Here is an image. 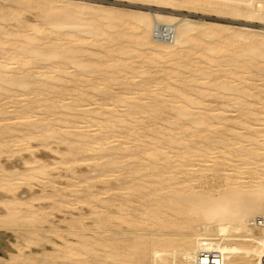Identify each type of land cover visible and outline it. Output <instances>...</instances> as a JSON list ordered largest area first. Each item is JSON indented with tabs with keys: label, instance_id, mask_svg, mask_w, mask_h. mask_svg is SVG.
Instances as JSON below:
<instances>
[{
	"label": "bare ground",
	"instance_id": "6f19581e",
	"mask_svg": "<svg viewBox=\"0 0 264 264\" xmlns=\"http://www.w3.org/2000/svg\"><path fill=\"white\" fill-rule=\"evenodd\" d=\"M140 1L148 2V4L150 3L152 6L150 5L151 7L147 8L146 10H132L131 9V10H126V11H120V12H118V14H116L114 12L115 15L112 14L111 10L106 9L105 12L102 11V14H98L96 16V18H98V20L94 19V22H93V21H91V20H93L91 18H89V19H91L90 21H84V20L79 21V20H77V18H79V16L76 17V19H75V14H85V15L89 14L90 15L93 13V15H94V13L97 11V9H98V11H99V9L103 10L102 7L98 8V7H95L94 5H89V4L85 5V4H81V3H76L72 8L71 7L65 8L64 7L65 9H61V8H60V10H59V8L57 10L53 9V11H57V13L56 12H55V14L52 13L53 15H51L49 13V16H47L48 15L47 14L46 15L47 17L41 18L42 19L41 21H43V23L47 22V25H50L53 27L52 30L56 32V35H54L55 38H56V36H58V33H60V34L62 33L61 29L64 28L65 26L76 27L77 29L83 31L84 34L86 32H89V36H90V34L92 36L93 35L94 36L95 35L101 36V33L103 34V32H101V28H100L101 26H100L99 18L104 19V23L106 22L111 26H112V24H118L119 26H121V31H119L116 36H113L112 32H111L112 36L111 35L108 36V34H110V33H108V34L105 33V34H103V36L106 35L108 37V40L111 41V43L114 40L118 41L117 43H123L124 41H130L131 43H133V45H130L129 47H121L122 46V44H121L120 48H117L118 49L117 51L123 55H125V54L129 55V53L131 51H133V52L138 53V56L139 55L142 56L141 52H143V53L146 52L145 55H147V56L145 58V62L148 63L147 65H149V66L152 65L155 68L157 67L158 72L160 70L162 71V72L161 71L159 72V74H161V75H158V72L156 71V69H155V72H150L149 69L144 68L145 65L142 66V64L140 65V63H138L139 66H142L144 68V69H142L141 67L137 68V70L139 68H141L140 70H138V72L136 74L139 77L138 80L137 79L134 80L136 77L132 76L131 74L128 75L126 73L125 74L121 73L120 77H123L122 78L123 80L122 81L120 80V83H121L122 88H124V92H128V93L132 92V90H130V87H132L131 85L135 86L136 89H138L139 91H141V92L143 91L142 93L144 95L149 96L153 100L154 105H152V107H150V108L152 111H154L156 113H158V112L160 113V110H162L163 105H165V102L168 101V103H170L169 102L170 99H171V103H176L178 101V104L174 105V108H175L174 110L176 111V114L179 117L187 118L191 123H193L192 124L193 126L195 124V126L201 127L199 129V131H201L202 134L200 133L201 135H200L199 139L202 141V143L204 142V145H202V147L197 149V150H199L198 153L194 149L197 154L202 155V156H206V158H207L209 153L211 152L212 148H214V146H213L214 142H216L215 145L218 142L221 145L220 147H223V149H224L223 152L227 153L228 155L229 154L237 155V156H240V155L245 156L246 155L248 157L250 156V158L254 157V160H255L254 163L256 165V168H255V170H252V171H254L253 173H255L257 171L256 172L257 174L254 176H251L254 178H252V180H250L251 178L248 179L249 181H247V182L245 181V183H243L244 181L238 182L237 176L242 174L241 170L239 171V173H241V174H238L236 172V170L234 172H232L233 168H231V167L233 166V164L230 163L231 161H230V159H228L229 157H227L226 154L224 153V155H225L224 157H227V160H229L230 162H225L227 160H225L224 158H222V159H224L223 161H221V160H219V161H221L220 163H222V165H224V164L227 165L225 167V171L227 170L225 172L226 173V179H227L228 184H229V188H227V190H223L219 195L215 196V195H212L211 192H205V194L195 193L194 191L189 192V193L188 192L184 193V192H182V190H183L182 188L188 187V186H185V187H182L181 189L178 188L177 191L173 192V195H175V198L171 197V199H166L165 193L163 191L164 186L159 187V185L156 182L160 183L163 181H169V180H172L176 177H181V176H183L184 180H185L187 177V176L185 177V175H189L190 171L188 169H185L184 167L186 165L193 164L191 155H189V153L192 151H190L189 153H186L187 155H184V156H182V158H180L181 157L179 155L180 151L176 150V151H178L176 156L179 155L180 157L177 156V158H176V156H174V155L173 156L166 155V157L163 158L164 161L161 160L162 163H160V164L156 163V165H155V161L158 159L157 158L155 160V158L158 155H161L162 153L164 154V152L162 151V149H160V147L158 145L159 140H156V139L154 140L155 142H157V144H155V142L153 140L150 141L151 139H149V141H144V142H146L145 146H143V148H140V149H138V147H137V150H135V151H128L129 150L128 146L127 147H124L123 145H122L123 147L122 146H116V147L112 146L111 148H113L112 149L113 151L111 154L109 153V155L111 157L107 156L109 158L108 159L105 158V161H103L101 163V165H100V166H102L101 169L99 170L100 167L97 169V170H99V173L96 174V176H95V177H97V179H96L97 181H98V178L103 177V175L106 178L105 175L109 176L112 173L113 174L117 173L119 175H120V173H122L121 175L123 176L124 173L126 172V170L124 171V168L121 167L122 166L121 161H123V160L120 159V157H118V156L122 153L127 152V154H131V156L134 155V159L132 158L133 159L132 161H134L136 163V165L138 166V167L137 166L132 167L131 171L132 172L136 171L137 173H139V168H140V173H141L142 172L141 169L143 171H144V169H148V172L146 173V175L151 176V177H156V180L153 181L156 184H152V186L150 184V187L145 188L146 186H143L144 184L132 182L131 183L132 185L124 186L126 183L121 182L122 185L119 187L121 190H124V191H118V192L114 193V191H113L114 189H111L109 187V189L108 188L100 189V190H103V189H105V190L101 191V192L99 191V193H96V191H94V192L91 191L90 193H85V194L79 195V194L75 193L76 192V191H74L75 189L65 187L66 185H64L65 188H61V186L56 188L54 186L55 184L52 183V185L53 184L54 185L51 187L52 188L51 190L46 189V190H44L45 192H42V193L39 192L40 195H37L36 197H34V195H33V197H30V200L28 199V201H31V202L23 201L24 198L22 199L20 196H17V195H16V197H14L12 199L7 200L9 198V196H6L7 198H6V200H4L3 203H4V206L6 207L7 210H6L5 214H3L2 216L0 214V223H9V224L15 223V225H16V224H18L16 222H19V219L23 218L25 220V221L23 220L25 222V224L27 222V223H29L30 227H31V225L33 226L30 229H28V232H37L38 230L41 229V225H40L41 221L44 223L43 220H46V216H48L47 214L49 212H48V210L45 211V209H46L45 207H44L45 209L41 208L42 206H40L39 208H37V207L35 208V205H34V203H32V201L42 200V199H47V200L50 199L52 201L51 203H49L50 208L52 207L54 209L56 208V209L62 210L64 206H68V208L71 209V211H72V209L77 210V213L75 212L76 210L74 211L76 213V216H73V215H75V213H73V214L71 213V214H69V216L71 215L73 217H65L63 219V221H65V226H64V229L61 230V234L64 238V244H63V247L61 249V253L59 255L61 260L60 261L58 260L62 264H123V263L124 264H126V263H128V264H199L200 260L202 259V255L205 254V251L214 252L216 254V260H218L220 262V264H263L262 263V258L264 255L263 230L260 226H258L254 222L258 216L264 215V84H262V86L259 87V89L257 87L258 90H257V92H255L256 94H253V92H251V88L254 89V85L253 86L251 85V83L253 81L250 82L251 79H250V81L244 80L246 75L244 76L243 71H241V70H243V69H241L242 68L241 58H242L243 54L241 55L239 53L238 46H236L234 49H232V46L237 45L238 42L240 43L241 41H245V40L247 41L248 40V42H246L245 48H243V49L244 50L247 49L248 51H250V53L256 58L257 64H258L257 66H258L259 74H261V76H264L263 75L264 74V29H263L264 28V0H140ZM23 2H24V0H23ZM26 2H28V0H26ZM74 3L75 2H73V4ZM36 6H39V9L41 8L40 5H36ZM57 6H59V5H57ZM83 7H86V9L85 8L83 9ZM87 7H89V8H87ZM90 8H92V9H90ZM93 8H95V10ZM181 9L198 10V11L200 10V11H205V12H215V13H219L221 15L224 14V15H229V16L231 15L234 17H242L243 19L246 20L247 23H250V24L252 23V24L250 25V24L246 23L247 25L241 26L243 28H242V30H240L239 33H234L233 35L227 34L224 30H223L224 31L223 32L219 27H214V26H213L214 28H212V27H210V28L201 27L199 24H197V22L194 19L189 17L188 13H186V14L180 13ZM50 10L48 12H50ZM41 12H43V11H41ZM23 13H26V12H23ZM13 14H14V12H13ZM43 14H44V12H43ZM17 16H18V14H17ZM6 17L7 16L4 13H0V19H6ZM10 18H11V16H10ZM35 22L36 21H34V23ZM34 23H31L32 24L31 28L33 27V29H31L32 35L35 38H41L40 40H43L42 37L45 35L46 31L42 30L43 29L42 27L45 24L44 25L42 24L43 26H41V25H37L38 23L36 25ZM95 23H97L98 26ZM256 23L258 24V25H256L257 27H255V25H253ZM28 24H30V23H28ZM159 24L164 26L166 28V30H170L172 38L165 40V39H161L155 35L156 26ZM104 25H103V27H104ZM214 25H216V24H214ZM46 28H48V27H46ZM110 29H111V27H110ZM126 29L127 30L131 29L132 32L127 33V31H125ZM7 30H6V32H7ZM52 30H51V32H48L47 35H50V33L53 32ZM117 30H118V28H117ZM225 30H226V28H225ZM6 32H5V34H7V36L10 35L9 33H6ZM68 32H66V31L63 32V37L67 38L65 40H67L68 42L65 41L66 42L65 45L63 44L64 49H62L61 52H59L56 48H51L50 51H48L47 53H44V55L47 56L46 59H49L51 57H55L59 53H62L60 56V63L65 64V69L63 67H61L62 65L60 66V65H58V63H56L58 65V68L55 69L52 65L49 68H54L52 71H57V73H59V74H54V75H47L46 74L45 75V72H43L42 74L40 73L39 76H40V78H43L45 76L46 78L44 77L45 78L44 80H48V82H52V81H55L57 79L59 82L62 81L64 83V88H65L64 90L66 92L63 91V93L60 94L59 102L61 103V106L64 107L65 110H71L72 112H75L76 117L78 115H80L84 119V121L82 119L83 126L82 125L81 126L83 128H87L84 126H88V124L94 125V123H92V124L89 123V121H94V120H89V119H94V118L98 117L99 114L101 116V114H104L102 112L106 111V110H103V108H101L102 106L100 107L101 108V110H100L96 104L97 101L96 100L93 101V99H95V97L98 95V93H100L102 91H109L108 89L111 87V83L113 81H115V78H110V77H106V76L102 77L101 76L102 77L101 81L100 82L97 81L98 84H100L99 86H97L96 84H93V85H91V90L85 91L86 88L81 90V87H79L77 81H79L81 83L86 81V79L84 78L86 71L87 72H95L96 70H101V62H100L101 60L99 59L101 57H98V59H94V58H92L94 56L93 55L92 57H88L87 59L83 58L84 51L86 49H88L87 48L88 45L89 46L94 45L93 43L95 42V40H94V42L92 40L90 42H88L86 40H88V39L90 40L92 38V36H90L91 38L86 39L88 36L84 38L81 35L83 43H84V40L86 39L85 41L88 42V45L86 48L83 46L75 47L76 44L71 45L70 43L74 44V42H73L74 39L76 38L78 40L79 37H78V35L75 38L71 37L70 35L68 36ZM73 32H74V30H73ZM14 33H16V30ZM69 33H71V32H69ZM116 33H117V31H116ZM11 34H13V33H11ZM22 34L24 35V33H22ZM65 34H66V36H65ZM254 34L259 35L258 36L259 38H254L255 37ZM72 36H73V34H72ZM208 37H216L218 40H216V42L210 43V42L206 41V38H208ZM24 38L26 41H30L29 40L30 38H28V37H24ZM55 38L52 40L53 42H54ZM242 39H244V40H242ZM57 40L60 41L59 38ZM239 40H241V41H239ZM34 41H37V39H35ZM46 41H48V40H46ZM58 41H55V42L57 43ZM80 41H81V38L79 39V45L82 43V41L81 42ZM106 41H105V43H107ZM75 43H76V41H75ZM9 44L12 45L11 43H9ZM9 44H7V45H9ZM40 44H41V42H40ZM10 45L8 48L11 47ZM43 45H45V44H43ZM238 45H240V44H238ZM53 46L55 47L56 45L54 44ZM104 46H101V48L102 47L104 48ZM123 46H125V45H123ZM1 48L3 49V47H1ZM24 48H25V46H24ZM61 48H62V46H61ZM131 48H132V50H131ZM230 50L232 52H234L233 53L234 59L232 61V64H234V66H233V68H231V69L228 68V70H226L227 77H229L228 81H224L221 84L220 83L219 84L214 83L212 86L208 85L209 82L204 81V80H202L205 82L204 84L203 83L200 84V82L196 83L198 81L195 78H196V75L198 73L203 72L205 75L206 74L210 75L211 73L205 71L206 66H208L207 68L211 67L213 69L212 66L214 64L216 65V63L218 62V61L215 62L214 57H213V53H215V54L217 53L220 56H222V54H224L227 51L231 52ZM42 51H44V50H42ZM2 52H4V49L2 50ZM2 52H1V54H5ZM86 52H87V50H86ZM88 52H90L89 54H95L96 53L95 50H93V49H88ZM112 53H114V52H112ZM6 56L7 55H4V56H2V58L3 57L5 58ZM87 56H89V55H87ZM141 56H139V57L141 58ZM11 58L13 60H16V59H14V57H11ZM8 59H9V57H8ZM8 59H6V60H8ZM41 60L43 61V59H41ZM17 61H18V59H17ZM128 61H129L128 59L121 60V61H119L117 59L114 61L113 65L110 64V66L111 65H112L111 67L116 66V67L120 68L121 71H127V69L131 68V66H132V64L129 63ZM14 62H11V63L14 64ZM29 62H30V60H29ZM29 62L27 60V61H25L24 64H22V66H24L22 72H24L25 74H26L27 70H30L28 67ZM131 62L133 63V61H131ZM253 62L255 63V61H253ZM11 63H9V64L11 65ZM17 63H19V62H17ZM202 63H204L206 66H204V64H202ZM134 64L135 63H133V65ZM224 65H226V63ZM31 66H33V65H31ZM110 66L108 68H111ZM216 66H218V65H216ZM71 67H74L73 71H69V68H71ZM8 68L9 67L7 66V64H5V61H0V84L2 83V87L4 86V89L8 90V92L6 91L7 93L6 92L5 93L0 92V121L11 120V121H13V123H16L15 120L18 118H22V119L25 118L27 121L24 123L26 125L25 126L26 128L22 127V125H19V124H17V126H11L13 124L12 122L10 123V125H6V126L0 128V157L4 153L6 155H9V156H11V155L13 156V154L15 155L16 151H19L21 148H24L23 145H25V147H27L26 149H28L31 146L30 141H32V139H34V138L36 139V135H34L36 132L37 133L40 132V134H42L40 137L38 136L39 137L38 139H42L43 141L45 140L44 142H47V138H52V139L56 138L57 140H60V141L61 140H64V141L68 140L69 141L68 146L69 145L72 146V144L74 142L71 143L70 141H76V142L83 143V144H80V146L82 145L83 149L90 148V150H91V148H93L95 146V143L96 144L100 143L99 145L109 144V141L107 139H110L111 137L109 138V137L103 136L102 139L99 141V140H95L91 134L82 136V138H81L79 136V134H77L76 132L70 131L68 134V133H66L65 130L57 129L56 127L60 126L59 125L60 121H62L64 123V121L61 119V117L64 115H61L60 113L59 114L61 117H59V118L58 117H55V118L47 117L48 119L41 118V120H43V122H41L39 124L30 120L29 118H31V116H32L31 114H32L33 110L35 109V106L30 107L28 104L23 103L21 105L18 104L20 107H17V105L15 106L14 104L16 103L15 98L19 95L18 92L24 91V94H23L24 96H22L24 98L29 96L27 94V91L30 89L29 87H31V88L33 87L30 85L32 84V82L35 78L32 80V79H29L26 75H21V74L16 76L15 73H12L13 71L8 69ZM10 68L13 69L14 66L12 65ZM34 68H35V66H34ZM219 68H220V66H219ZM16 69H14V70H16ZM134 69H132V70H134ZM225 69H227V68H225ZM206 70H208V69H206ZM188 73H190V75H188ZM248 73H250V72H248ZM242 74H243V76H241ZM251 76H250V78H251ZM185 79H188L189 81H184ZM205 79H207V78H205ZM256 79L259 80L258 78H256ZM90 80H89V82H91ZM221 80H224V79H221ZM241 80H243L244 82ZM245 81L249 82L250 85H244L243 86V84H241V82L246 84L247 82H245ZM86 82H88V81H86ZM254 83H256V82H253V84ZM194 84H196L195 86H198V84L200 86H202V84H203L205 87V91H203L200 88H199L200 91L198 89H196V90H198V92H196L197 95L196 96L194 95L195 97H193L192 93L194 91H191V90H193L194 87L192 88L190 86L194 85ZM42 86H44V85H41L40 87H42ZM113 87H114V85H113ZM189 87L192 88L190 91L188 90ZM216 87L220 88L224 94V95H222L223 101L221 100L222 106L219 105L220 107H218V108L210 107L209 104L206 103V101L208 100L207 94L210 93L208 90L211 88H216ZM217 88H216V90H219ZM0 89H1V87H0ZM206 89H208V90H206ZM1 90H3V89H1ZM87 90H88V88H87ZM170 91L173 93L171 94ZM206 91H208V92L206 93ZM117 92H118V90H117ZM122 92L123 91H121L120 94H117L115 92L116 95H114L113 97H115L116 101L125 100L127 98L134 96V95H132V93H130L131 95H129V94H123ZM216 92L218 93V91H216ZM220 92L221 91H219V93ZM17 93H18V95L16 96ZM29 93H30V91H29ZM41 93H44V92H41ZM32 94H33V92H32ZM203 94H205V98H203V96H202ZM30 95H31V93H30ZM55 95H57V94L55 93ZM142 95L135 96L134 99L139 98L138 100H141V99H143V96H144V95L143 96ZM146 96H144V97H146ZM162 96H164V97H162ZM168 97H170V99L167 100ZM7 98H8V100L10 99V102H3V100L7 99ZM177 98H179V99L176 101ZM35 100H36V102H40L42 100V98L35 99ZM23 102H24V99H23ZM31 102L33 103L34 101L32 100ZM52 102H54V101H52ZM57 102H58V100H57ZM204 102H205V104H204ZM99 103H101V102L99 101ZM52 104H54L56 106V103H52ZM112 104H110V105H112ZM115 104H116V102H115ZM126 105H127V103H126ZM133 105H134V107H140V108H143V106H144L140 101H137V100L133 103ZM196 106H197V108L200 106L203 108V110L204 109L205 110L202 111L201 113H200V110H197V111H199L198 114L194 115V112L192 113V109H195V111H196V109H197V108H195ZM106 107H107V105H106ZM110 107H109V110L112 109V107H111V109H110ZM171 107H173V104ZM231 107H234L235 109L234 108L232 109ZM125 109H126V107H125ZM131 110H132V108H130V109L127 108V110H125L121 115L119 114V116L122 118V121H123L122 124L124 123V120L128 116L133 115V114H131ZM215 110H217V111H215ZM231 110H234L235 114L231 113V115H230L227 113L228 111H231ZM167 111H168V109H167ZM44 112H46V111H44ZM44 112L43 113L41 112V113L44 114ZM117 112H119V111H117ZM134 113H136V112H134ZM144 113H147V112L145 111V112H143V114ZM39 115H41V114H38L37 117H39ZM57 115H58V113H57ZM191 115H194V116L191 117ZM102 116H106V114H104ZM107 116L108 117H105L106 119H104V120L107 123H109L111 121L110 119L112 116L111 117H109V115H107ZM114 116H116V115H114ZM133 116L132 117L134 119H135V116L138 117L136 114ZM132 117H129V119ZM143 117H145V116H143ZM133 118H132V120H133ZM160 118H162V117H160ZM18 120H20V119H18ZM140 120H142V118ZM140 120L139 121H138V119L136 120L137 124H138V122H141ZM175 120H176L175 122L177 123V118ZM76 121H75V123H76ZM82 121H81V123H82ZM96 121H97V123L103 122V120H96ZM145 121H143V122H145ZM214 121L216 122L215 125L218 126V127H216L218 132H216L217 135L214 134V136H212L211 133H209L208 131L210 130L211 126H213L211 124ZM67 122H68V120L66 121V123ZM106 122H104L105 124H103V125L100 124V127L107 125ZM143 122H141V123H143ZM66 123H64L63 125H65ZM86 123H88V124H86ZM118 124H120V123H118ZM124 124H126V122ZM246 124L247 125L249 124V126H248V128H245L244 131H246V129H247L248 134L243 133V131L241 133L240 129H238V130H240V132H237L238 130H236V132H235V129L239 128L240 126L243 127V125L245 126ZM96 125H99V124H96ZM139 125L141 127V124H139ZM175 125H177V124H175ZM73 126H75V125H73ZM181 126H183V124ZM67 127H69V126H67ZM112 127H114V126H112ZM129 127L132 128V126H129ZM150 127H152V126H149V128ZM163 127L164 126H162V128L161 127L160 128L163 130ZM204 127H205V129H204ZM242 127H241V129H243ZM77 128H80V127L77 126ZM160 128L158 129L159 131H160ZM128 129L129 128H127V130ZM213 129H215V128H213ZM15 130L20 131L21 134L14 133L13 131H15ZM81 130L83 132V129H81ZM100 130H101V128H100ZM149 130H153V129L152 128L148 129V132H149ZM188 130H189V128H188ZM188 130L186 131V134H187ZM204 130H205V132H204ZM215 130H214V133H215ZM167 131L169 132V129ZM190 131L194 132L192 130V128ZM211 131L213 133V130H211ZM130 133H132V132H130ZM174 133H176V132H174ZM206 133H208V134H206ZM220 133H222V134L220 135ZM153 134H154V132H153ZM171 134L173 135V132ZM37 135H39V134H37ZM193 135H195V134L193 133ZM175 136H180V135L176 134L173 137L174 143L172 142V145L174 144V146L176 147V142L178 141V138L176 137L177 141H174V140H176ZM196 136H197V134H196ZM115 137H117V136H115ZM146 137H147V135H146ZM215 137L218 138V141L215 139ZM120 138H121V136H120ZM166 138L167 137H165V139ZM179 138H181V136ZM181 139H183V138H181ZM191 139H193V138H191ZM243 139H245V140L246 139L247 140L252 139L251 141H252L253 145H255L256 149H248L247 148L248 146L247 147H245V145L242 146L241 141ZM139 140H142V139L139 138ZM162 140H160V142ZM60 141H58V142H60ZM182 141H184V140H182ZM182 141H180L181 144L183 143ZM134 142H136V143L139 142V144H140L141 141H138V142L134 141ZM190 142H192V141H189L188 143H190ZM244 142H246V141H244ZM184 143H186V142H184ZM19 144L20 145L23 144L22 147L15 148V146H18ZM183 144L181 145V147L183 146ZM73 146H77V145L73 144ZM139 146L141 147V145H139ZM184 146H185V144H184ZM186 146H187V144H186ZM177 147H179V146H177ZM195 147H196V144H195ZM198 147H199V145H198ZM161 148H163V147L161 146ZM166 148H168V147H166ZM67 149H69V148H67ZM94 149H95V147H94ZM96 150H98V149H96ZM107 150H109V149H107ZM169 150H170V148H169ZM173 150H174V148H173ZM189 150H191V147ZM66 151L68 152V150H66ZM216 151H218V150H216ZM72 152H74V151H72ZM219 152H220V150H219ZM90 153H91V151H90ZM143 153H144V155L148 154L147 159H144V160H147L146 163L143 162V159H139V158H141V155ZM65 156H67V155H65ZM73 156L78 157V154L73 155ZM73 156H72V160H73ZM103 156L104 155L102 154L101 157H103ZM164 156H165V154H164ZM214 156L215 155H213V157ZM101 157H99V158H101ZM230 157H232V156L230 155ZM79 158H80V155H79ZM205 159H203V160L206 161ZM38 160L39 159H37L35 161L33 160L34 165L31 164L29 161L28 162L25 161L27 164L29 163L28 165H30L29 168L26 170H24V169L21 170L20 168H16V167H18L19 163L16 166L15 160H14L15 162L13 164V167L11 165V163L13 161L10 163V165L5 163L6 162L5 161L4 163L6 166H4V165H3L4 167L0 166V167H2L1 169H3V170L4 169H10L11 172H9V174H7V175L0 176V187L5 189L6 192L8 193V191L14 192V191H16V189H18L14 185V182H13L14 179L21 180V183H22V181H28L30 179H33V180L36 179L35 181H39V179H41V178L47 179L46 181L41 179L40 182L43 181V183H46L48 181H50V182L53 181V178H52L53 175L51 176V173H50L49 167H48L49 164H48V166L41 164V163L39 164ZM151 160H153V161H151ZM203 160H201V161L203 162ZM91 161H92V159H91ZM219 161L217 163H219ZM73 162H75V161H73ZM82 162H83V160H82ZM206 162H208V161H206ZM243 162H246V161H243ZM75 163H77V162H75ZM86 163H88V162H86ZM209 163H210V161H209ZM213 163H210L209 165L208 164L205 165V162H204L203 165H205V168H199V170L202 172H206V171L208 172L210 170L212 171V170H216V168L217 169L220 168L219 166L215 167V165ZM1 164H3V163L1 162ZM196 164L198 165V163H196ZM200 164L201 163H199L198 167L200 166ZM211 164H213V165H211ZM7 165H9V166H7ZM67 165L68 164H66V166ZM76 165H78V164H76ZM96 165H97V163H96ZM123 166L125 167V165H123ZM22 167H24V166H22ZM51 167H52V169H53V167L56 168V166H51ZM51 167H50V170H51ZM62 167H63V164H62ZM130 167H131V165H130ZM189 167H187V168H189ZM198 167L196 168V170H198ZM235 167H236V165L234 166V168ZM190 168H192V167H190ZM17 169H19L18 172H16ZM14 170H16V171H14ZM91 170L94 171V169H91ZM4 171H6V170H4ZM128 171H129V169H128ZM193 171H195V170H193ZM136 172L134 173L135 175H136ZM68 173L71 174V172H68ZM73 173H74V171H73ZM198 173H200V172H198ZM203 174L204 173H202L201 176ZM13 175H14V177H13ZM60 175L62 176V173ZM115 176H117V175H115ZM197 176H199V174ZM74 177H75V175H74ZM89 178L90 177H87L85 179V181H87V182L92 181V180H89ZM142 178L147 179V177L145 178V176ZM132 179H134V177ZM102 180H104V179H102ZM117 180L120 181V179H117ZM117 180H116V183H117ZM71 181L72 180H70V182ZM93 181H95V180H93ZM185 181H187V180H185ZM23 183H26V182H23ZM23 183H22V185H23ZM110 183H111V181H110ZM113 183H115V180ZM113 183H112V186L114 185ZM46 184H48V183H46ZM49 184H51V183H49ZM72 184H74V183H72ZM166 184H168V183H166ZM27 185H30V181H29V184H27ZM80 186H82V183ZM92 186H93V184H92ZM88 187H91V186H87L86 188H88ZM105 187H107V186H105ZM166 187H167V185H166ZM170 187H171V184H170ZM89 189L90 188H88L86 191L89 192ZM111 190H112V192H111ZM207 191H209V190L207 189ZM102 193L105 196H101ZM1 194H3V193H1ZM99 194H101V195H99ZM151 194L155 195L156 199L154 200V203H152V205L150 203L149 206L148 205L146 206L147 203L143 199L146 198V195H151ZM64 196L65 197L67 196L69 198L67 199ZM133 196H139L140 201L138 203L135 202V199L133 198ZM3 197L5 198V196H3ZM152 198H153V196H152ZM165 207L168 208L172 212L171 213L172 216L170 218L164 217V215H163V208H165ZM68 211H70V210H68ZM68 211H66V212H68ZM66 212L64 214L68 215V214H66ZM115 226L120 227V230L119 231L118 230L113 231L112 229ZM148 227L153 228V230L149 233L145 232V230H147ZM113 235H117L119 237L116 238V237H113ZM31 238L32 237H30V240L34 239V238L31 239ZM26 239H28V237ZM32 242H34V241L32 240ZM35 242H36V240H35ZM100 250L104 251V254L101 251L103 255L99 254ZM45 255L48 256L47 254H45ZM56 256H53V261L51 259L52 256H50L51 261H49L48 264H55L57 262V259H56V262L54 261L55 260L54 258H57ZM25 259L27 260V258H25ZM28 260H29V258H28ZM204 260H205V258H204ZM31 261H32V259H31ZM27 264H29V263H27ZM57 264H59V263L57 262Z\"/></svg>",
	"mask_w": 264,
	"mask_h": 264
},
{
	"label": "rangeland",
	"instance_id": "374dc122",
	"mask_svg": "<svg viewBox=\"0 0 264 264\" xmlns=\"http://www.w3.org/2000/svg\"><path fill=\"white\" fill-rule=\"evenodd\" d=\"M2 1V2H1ZM9 1V2H8ZM38 1V2H37ZM78 1V2H77ZM73 2H75L74 4H73ZM76 3H81V4H85V5H87V4H89V5H94L95 7H98V8H100V7H102V9L103 10H100L99 9V11H98V9H97V13L95 14L94 13V15H93V13L92 14H75V19H76V17H78L79 16V18H77V20H79V21H82V20H84V21H90L91 19H93V20H91V21H93L94 22V19H96V20H98V18H96V16L98 15V14H102V11H104L105 12V10L107 9V10H111V12H112V14H114L115 15V13L116 14H118V12H120V11H126V10H146L147 8H149V7H151L152 5L149 3L148 4V2H144V1H140V0H28V2H26V0H24V2H23V0H0V13H4L7 17H6V19H0V61H5V64H7V66L9 67L8 69H10V70H12L13 72L12 73H15V75L16 76H18L19 74H21V75H26L29 79H34L33 80V82H32V84L30 85V86H33L32 88L31 87H29L30 89L27 91V94L29 95V96H27L26 98H24V97H22V96H24L23 94H24V91H20V92H18L19 93V95H18V93L16 94V103L14 104L15 106L17 105V107H20L19 105H21V104H28L30 107H34L35 106V109L33 110V112H32V116H31V118H29L30 120H32L33 122H35V123H41V122H43V120H41V118H44V119H48L47 117H53V118H55V117H61L60 116V114L61 115H64V116H62L61 117V119L64 121V123H66V121L68 120V122L65 124V125H63L64 123L62 122V121H60V126H57L56 128L57 129H61V130H65L66 131V133H68L69 134V132L71 131V132H76L77 134H79V136L82 138V136H85V135H88V134H91L92 136H93V138L95 139V140H101L102 139V137L103 136H105V137H111L110 139H107L108 141H109V144H103V145H99L100 143H95V149H94V147L93 148H91V150H90V148H85V149H83V147H82V145L80 146V144H83V143H81V142H76V141H70L71 143H73L74 145H77V146H73V144H72V146H68V143H69V141L68 140H57L56 138H47V142H44L42 139H38L42 134H40V132H36L34 135H36V139L34 138V139H32V141H30V144H31V146L28 148V149H26L27 147H25V145H23V147L25 148H21L19 151H16L15 152V155L13 154V156L11 157V156H9V155H6L5 153V155L4 154H2V156L0 157V166H6L5 165V163H7V164H9L10 165V163H11V165H12V167H13V164H14V162H15V164H16V166H17V164H18V167H16V168H20L21 170H26V169H28L29 168V166L30 165H28L25 161H29L31 164H33L34 163V161L35 160H37V159H39L38 160V163L40 164H44V165H46V166H48V164H49V171H50V173H51V176L53 175V181H48V182H46V183H48V184H46V183H43V181L42 182H40V180L42 179V180H47V179H43V178H41V179H39V181H35L36 179H30V180H28V181H22V183L23 182H26V183H23V185H22V183H21V180H18V179H14V185H15V187L16 188H18V189H16V191H14V192H10V191H8V193L6 192V190L5 189H3V188H1L0 189V214H1V216L3 215V214H5V212H6V207L4 206V200H6V196H9V198L7 199V200H9V199H12V198H14V197H16V195L17 196H20L22 199H23V201H26V202H31V201H28V199L30 200V197H33V195H34V197H36L37 195H40V193H42V192H45L44 190H51L52 188V186L54 185L56 188H58V187H60L61 186V188H65V187H68V188H71V189H75L74 191H76L75 193H77V194H79V195H82V194H85V193H90L91 191H96V193H99V191L101 192V191H104L105 189H103V190H100V189H102V188H108L109 189V187L111 188V189H114L113 191H114V193L115 192H118V191H124V190H121L120 189V187L119 186H121L122 185V183L121 182H123V183H126L124 186H130V185H132L131 183L132 182H134V183H140V184H144L143 186H146L145 188H148V187H150V184H151V186H152V184H158L159 185V187H161V186H164V188H163V191H164V193H165V198L166 199H171V197L172 198H175V195H173V192L174 191H177V189L178 188H182V187H185V186H188L187 188L185 187V188H182L183 190H182V192H195V193H199V194H205V192H211V194L212 195H215V196H217V195H219L223 190H227V188H229V184H228V181H227V179H226V171H225V167L227 166L226 164H224V165H222V163H220L221 161H223L224 159L225 160H227V157H229L228 159H230V161L229 160H227V161H225V162H230V163H232L233 164V166L231 167V168H233L231 171L232 172H234L235 170H236V172L238 173V174H241V175H238L237 176V180H238V182L240 181V182H243V183H245V181L247 182V181H249L248 179H250V180H252V178H254V177H251V176H254V175H256L257 173V171L255 172V173H253L254 171H252V170H255V168H256V165H255V160H254V157H251L250 158V156L248 157V156H237V155H232V154H227V153H225V152H223L224 151V149H223V147H220L221 145H220V143H218L217 142V144L215 145V143L216 142H214V144H213V146H214V148H212V150H211V152L209 153V155H208V157L206 158V156H202V155H199V154H197L198 153V151L199 150H197V149H199L200 147H202V145H204V142L202 143V141L199 139L200 138V135L202 134V132L201 131H199V129L201 128V127H199V126H195V124H194V126L192 125L193 123H191L187 118H182V117H179L177 114H176V111L174 110L175 108H174V105H176V104H178V99L179 98H177L176 99V103H171V99H170V97H168L167 98V100L168 99H170L169 100V102L170 103H168V101L167 102H165V105H163V108H162V110H160V113L158 112V113H156V112H154V111H152L151 110V108L150 107H152V105H154V102H153V100L149 97V96H146V95H144L141 91H139L138 89H136V87L135 86H133V85H131L132 87H130V90H132V92H130V93H132V95H134V96H132V97H130V98H127V99H125V100H119V101H116L115 100V97H113L114 95H116V93L117 94H120L121 93V91H123L122 93L123 94H129V95H131L130 93H128V92H124V88H122V86H121V83H120V80L122 81L123 79V77H120L121 76V73L122 74H128V75H132V76H135L136 78L134 79V80H138L139 79V77H138V75H136L137 74V72H138V70H140L141 68L142 69H149V71L150 72H155V69H156V71H157V67L155 68L154 66H149V65H147L148 63H146L145 62V58H146V56L147 55H145L146 54V52L145 53H143V52H141L142 53V56L141 55H139V56H141V58L138 56V53H136V52H133V51H131L130 53H129V55L128 54H125V55H123V54H120L117 50V48H120V46H121V44H122V46L121 47H129L130 45H133V43H131L130 41H124L123 43H117L118 41H113L112 43H111V41L110 40H108V37L106 36V35H104L103 36V34H108V33H110V34H108V36H112V34H111V32L113 33V36H116L117 34H118V32L119 31H121V26H119L118 24H112V26L111 25H109L108 23H104V19H100L99 18V21H100V28H101V32H103V34L101 33V36H92L91 34H90V36H92V38L89 36V32H86L85 34H84V32L83 31H81V30H79V29H77L76 27H69V26H65L64 28H62L61 30V34L60 33H58V36H56V38H55V36L54 35H56V32L55 31H53L52 29H53V27L52 26H50V25H47V22H45V23H43V21H41L42 19L41 18H43V17H47V16H49V13L51 14V15H53V14H55V12L57 13V11H53V9H55V10H57L58 8H59V10H60V8L61 9H65L66 7L67 8H72ZM33 4V5H32ZM45 4V5H44ZM51 4V5H50ZM36 5H40V9H39V6H36ZM57 5H59V6H57ZM148 5V6H147ZM151 5V6H150ZM23 6V7H22ZM33 6V7H32ZM36 8H35V7ZM61 6V7H60ZM53 7V8H52ZM65 7V8H64ZM2 8V9H1ZM38 8V9H37ZM48 8V9H47ZM86 9V7H83V9ZM87 8H89V7H87ZM16 9V10H15ZM31 9V10H30ZM47 9V10H46ZM52 11H51V10ZM90 9H92V8H90ZM94 10H95V8H93ZM18 10V11H17ZM38 12H37V11ZM40 10V11H39ZM50 10V12H48ZM58 10V11H59ZM89 10V9H88ZM182 10V11H181ZM180 10V13H182V14H186V13H188L189 14V17H191L192 19H194L196 22H197V24H199L201 27H203V28H210V27H212V28H214V27H219L222 31L224 30L227 34H234V33H239L240 32V30H242V28L243 27H241V26H245V25H247V24H250V23H247L246 22V20L245 19H243L242 17H234V16H229V15H224V14H219V13H215V12H205V11H198V10H189V9H186V10H184V9H181ZM21 11V12H20ZM41 11H43L44 12V14H43V12H41ZM62 11V10H61ZM93 11V10H92ZM8 12V13H7ZM13 12H14V14H13ZM23 12H26V13H23ZM32 12V13H31ZM37 14H36V13ZM41 12V13H40ZM47 12V13H46ZM103 12V13H104ZM115 12V13H114ZM53 13V14H52ZM107 13V12H106ZM11 14V15H10ZM17 14H18V16H17ZM21 14V15H20ZM48 14V15H47ZM111 14V15H112ZM13 15V16H12ZM45 15V16H44ZM47 15V16H46ZM10 16H11V18H10ZM94 16V17H93ZM85 18V19H84ZM89 18H91V19H89ZM22 19V20H21ZM36 19V20H35ZM26 22H25V21ZM34 21H36L35 23H34ZM23 24H22V23ZM6 23V24H5ZM28 23H30V24H28ZM31 23H34L35 25L37 24V25H41V26H43L44 24V26L42 27L43 29L42 30H45L44 32H45V35L42 37V39L43 40H40L41 38H35L33 35H32V30L31 29H33V27L31 28V26H32V24ZM208 23V24H207ZM244 23V24H243ZM247 23V24H246ZM43 24V25H42ZM49 24V23H48ZM96 25H97V23H95ZM106 26H105V25ZM214 24H216V25H214ZM252 24V23H251ZM250 24V25H251ZM30 25V26H29ZM103 25H104V27H103ZM114 25V26H113ZM208 25V26H207ZM210 25V26H209ZM253 25H255V27H257L256 25H258L257 23L256 24H253ZM252 25V26H253ZM5 26V27H4ZM98 26V25H97ZM117 26V27H116ZM206 26V27H205ZM214 26V27H213ZM22 27V28H21ZM46 27H48V28H46ZM51 27V28H50ZM110 27H111V29H110ZM16 28V29H15ZM27 28V29H26ZM70 28V29H69ZM103 28V29H102ZM117 28H118V30H117ZM225 28H226V30H225ZM8 29V30H7ZM12 29V30H11ZM23 29V30H22ZM50 29V30H49ZM105 29V30H104ZM264 29V28H263ZM6 30H7V32H6ZM15 30H16V33H14L15 32ZM51 30L53 31L52 33H50V35H47L48 34V32H51ZM73 30H74V32H73ZM115 30V31H114ZM12 31V32H11ZM23 31V32H22ZM71 32V33H69L68 32V36L70 35L71 37H73V38H75L77 35H78V37H79V39L81 38V41H82V37H87L86 39H88V38H91L90 40L88 39V40H86V41H88V42H90L91 40L94 42V40H95V42L93 43L94 45H91V46H89L88 45V42H86L85 40H84V43H83V41H82V45L80 44L79 45V39L77 40L76 38V40L74 39V44L73 43H70L71 45H75L76 44V46L75 47H81V46H83V47H87V45H88V49H93V50H95V54H89L90 52H88V49H86L87 50V52H86V50L84 51V56H83V58H88V57H92L93 55V57L92 58H94V59H98V57H101V58H99L101 61V70H96L95 72H85V76H84V78L86 79V81H88V82H86V81H84V82H79V81H77V83H78V85H79V87H81V90L82 89H85V91H89V90H91V85H93V84H96L97 86H99L100 84H98V82H100L101 81V79H102V77H110V78H115V81H113L112 83H111V87L108 89L109 91H102V92H100V93H98V95L95 97V99H93V101L94 100H96L97 102H96V104H97V106L99 107V109L101 110V108H103V110H106V111H103L102 113H104V114H106V116H102V115H104V114H101V116H100V114H99V116L98 117H96V118H94V119H89V120H94V121H89V123L90 124H92V123H94V125H89L88 123H86V124H88V126H84V127H87V128H83L82 126H83V121H84V119L80 116V115H78L77 117H76V113L75 112H72L71 110H65V108L64 107H62L61 106V103L59 102V97H60V94L61 93H63V91L64 92H66L64 89V83L62 82V81H58L57 79L55 80V81H52V82H48V80H44L45 78L43 77V78H40V76H39V74L41 73H43V72H45V75L47 74V75H54V74H59V73H57V71H52L54 68L56 69V68H58V65H62L61 67H63L64 69H65V64H63V63H60V56H61V54L62 53H59L57 56H55V57H51V58H49V59H46L47 58V56L46 55H44V53H47L48 51H50L51 50V48H56L59 52H61L62 51V49H64L63 48V44L65 45V43L66 42H68L67 40H65V39H67V38H65V37H63V32ZM116 31H117V33H116ZM125 31H127V33H131L132 32V30L131 29H126ZM223 31V32H224ZM4 32V33H3ZM5 32L6 33H9L10 35H8L7 36V34H5ZM24 33V35L22 34V33ZM81 32V33H80ZM229 32V33H228ZM11 33H13V34H11ZM75 33V34H74ZM30 36H29V35ZM60 34V35H59ZM72 34H73V36H72ZM17 35V36H16ZM26 35V36H25ZM81 35H82V37H81ZM255 35V37L254 38H259L258 36L259 35H257V34H254ZM7 36V37H6ZM33 36V37H32ZM47 36V37H46ZM52 36V37H51ZM65 36H66V34H65ZM14 37V38H13ZM24 37H28V38H30L29 40L30 41H26L25 40V38ZM77 37V38H78ZM107 37V38H106ZM55 38V40H54V42L52 41L53 39ZM60 39V41H58L57 39ZM63 38V39H62ZM5 39V40H4ZM35 39H37V41H34ZM39 39V40H38ZM51 39V40H50ZM72 39V38H71ZM46 40H48V41H46ZM63 40V41H62ZM69 40V39H68ZM73 40V39H72ZM107 40V41H106ZM216 40H218L216 37H208V38H206V41L207 42H210V43H213V42H216ZM242 40H244V39H242ZM32 41V42H31ZM35 43H34V42ZM55 41H58L57 43L55 42ZM66 41V42H65ZM70 41V40H69ZM75 41H76V43H75ZM80 41V42H81ZM105 41L107 42V43H105ZM239 41H241V40H239ZM6 42V43H5ZM26 42V43H25ZM29 44H28V43ZM31 42V43H30ZM40 42H41V44H40ZM61 42V43H60ZM98 42V43H97ZM127 44H126V43ZM245 42V43H244ZM246 42H248V40L246 41H241L240 43L238 42L237 43V45H234V46H232V49H234L236 46H238V48H239V53L242 55V58H241V63H242V68L241 69H243V70H241V71H243V74H244V76H245V78H244V80H248V81H250V79H251V81L250 82H256V83H254L253 84V82L251 83V85L253 86L254 85V89L253 88H251V92H253V94H256L255 92H257V90L259 89V87H261L262 86V84H264V76H261V74H259V71H258V64H257V60H256V58L250 53V51H248L247 49H243V48H245V45H246ZM9 43H11L12 45H10ZM47 43V44H46ZM78 43V44H77ZM87 43V44H86ZM125 43V44H124ZM7 44H9L11 47L10 48H8L9 47V45H7ZM31 44V45H30ZM43 44H45V45H43ZM56 45L55 47L53 46V45ZM104 46V48L102 47L101 48V46ZM108 44V45H107ZM114 44V45H113ZM116 44V45H115ZM238 44H240V45H238ZM39 45V46H38ZM79 45V46H78ZM123 45H125V46H123ZM24 46H25V48H24ZM61 46H62V48H61ZM95 46V47H94ZM1 47H3V49H4V52H2V48ZM13 47V48H12ZM40 47V48H39ZM91 47V48H90ZM110 47V48H109ZM242 47V48H241ZM47 48V49H46ZM106 48V49H105ZM115 48V49H114ZM241 48V49H240ZM34 49V50H33ZM37 49V50H36ZM39 49V50H38ZM42 50H44V51H42ZM131 50H132V48H131ZM33 53H32V52ZM72 51V50H71ZM231 51V50H230ZM1 52L2 53H5V54H1ZM7 52V53H6ZM43 52V53H42ZM100 52V53H99ZM112 52H114V53H112ZM39 53V54H38ZM234 52H229V51H227V52H225L224 54H222V56H220L219 54H215V53H213V57H214V60H215V62H217L216 63V65H218V66H216L215 64L212 66L213 67V69L211 68V67H209V68H207L208 66H206L204 63H202V64H204V66H206V68H205V71L206 72H209V73H211L210 75H205L203 72H200V73H198L197 75H196V80L198 81V82H196V83H199L200 82V84L201 83H205L204 81H207V82H209L208 83V85H213L214 83H216V84H221L222 82H224V81H228L229 79V77H227V74H226V70H228V68L229 69H231V68H233V66H234V64H232V61H233V59H234V54H233ZM33 54V55H32ZM137 54V55H136ZM4 55H7L5 58L3 57L2 58V56H4ZM19 55V56H18ZM28 55V56H27ZM31 55V56H30ZM37 55V56H36ZM87 55H89V56H87ZM91 55V56H90ZM36 56V57H35ZM43 56V57H42ZM96 56V57H95ZM105 56V57H104ZM107 56V57H106ZM119 56V57H118ZM122 56V57H121ZM217 56V57H216ZM250 56V57H249ZM8 57H9V59H8ZM11 57H14V59H16V60H13ZM105 59H104V58ZM22 58V59H21ZM31 58V59H30ZM223 58V59H222ZM232 58V59H231ZM248 58V59H247ZM251 58V59H250ZM5 59V60H4ZM6 59H8V60H6ZM17 59H18V61H17ZM41 59H43V61L41 60ZM119 60V61H121V60H126V59H128L129 61V63H131L132 64V66H131V68H129V69H127V71H121V69L120 68H118V67H111L112 65H113V63H114V61L115 60ZM217 59V60H216ZM220 59V60H219ZM226 61H225V60ZM13 60V61H12ZM23 60V61H22ZM28 60V62H29V60H30V62H29V69L30 70H27V72H26V74L24 73V72H22V70H23V67L24 66H22V64H24L25 63V61H27ZM37 60V61H36ZM10 61V62H9ZM17 63V62H19V63H15V62ZM22 61V62H21ZM131 61H133V63H135L134 65H133V63L131 62ZM222 61V62H221ZM248 61V62H247ZM253 61H255V63L253 62ZM11 62H14V64L13 63H11ZM251 62V63H250ZM9 63H11V65L9 64ZM37 63V64H36ZM56 63H58V65L56 64ZM138 63H140V65L142 64V66L143 65H145L144 66V68L142 67V66H139V64ZM145 63V64H144ZM221 63V64H220ZM226 63V65H224V64ZM42 64V65H41ZM110 64H112L111 66H110ZM252 64V65H251ZM14 66V68L12 69V68H10L11 66ZM31 65H33V66H31ZM53 66L54 68H49L50 66ZM55 65V66H54ZM228 65V66H227ZM34 66H35V68H34ZM111 67V68H108V67ZM148 68H147V67ZM219 66H220V68H219ZM225 68H227V69H225ZM249 66V67H248ZM19 67V68H18ZM44 67V68H43ZM138 67H141V68H139L138 70H137V68ZM215 67V68H214ZM19 70H17V69ZM39 68V69H38ZM42 68V69H41ZM136 70H135V69ZM154 68V69H153ZM14 69H16V70H14ZM48 69V70H47ZM109 69V70H108ZM132 69H134V70H132ZM206 69H208V70H206ZM74 70V67H71V68H69V71H73ZM248 70V71H247ZM251 70V71H250ZM120 71V72H119ZM133 71V72H132ZM161 71V70H160ZM159 71V72H160ZM246 71V72H245ZM51 72V73H50ZM118 72V73H117ZM158 72V71H157ZM159 72H158V75H161V74H159ZM162 72V71H161ZM248 72H250V73H248ZM99 73V74H98ZM107 73V74H106ZM97 74V75H96ZM116 74V75H115ZM213 74V75H212ZM243 74L241 75V76H243ZM249 76H248V75ZM92 75V76H91ZM113 75V76H112ZM188 75H190V73H188ZM201 75V76H200ZM215 75V76H214ZM223 75V76H222ZM252 75V76H251ZM260 75V76H259ZM264 75V74H263ZM39 76V77H38ZM102 76V77H101ZM227 78H226V77ZM250 76H251V78H250ZM33 77V78H32ZM138 77V78H137ZM254 79H253V78ZM96 78V79H95ZM189 78V77H188ZM202 78V79H201ZM205 78H207V79H205ZM256 78H258L259 80H257ZM91 79V80H90ZM119 79V80H118ZM190 79V78H189ZM221 79H224V80H221ZM227 79V80H226ZM89 80L91 81V82H89ZM94 80V81H93ZM133 80V79H132ZM202 80H204V81H202ZM50 81V80H49ZM98 81V82H97ZM184 81H189L188 79H185ZM241 81H243V80H241ZM59 82V83H58ZM206 82V83H207ZM244 82V81H243ZM243 82H241V84H243V86L244 85H250L249 84V82H247V81H245V82H247L246 84H244ZM55 83V84H54ZM76 83V82H75ZM88 83V84H87ZM135 83V82H134ZM73 84V83H72ZM117 84V85H116ZM202 84V86H200L199 84H198V86H195L196 84H194V85H191L190 87H194V89L193 90H191L192 88H188V90L190 91H194L193 93H192V96L193 97H195L197 94H196V92H198V90L200 91V89H202L203 91H205V87H204V85ZM41 85H44V86H42V87H40ZM56 85V86H55ZM113 85H114V87H113ZM35 86V87H34ZM39 86V87H38ZM217 86V85H216ZM0 87H1V89H3V90H1L0 92H2V93H5L6 91L8 92V90H6V89H4V86L2 87V83L0 84ZM45 89H44V88ZM53 87V88H52ZM121 87V88H120ZM256 87V88H255ZM257 87H258V89H257ZM87 88H88V90H87ZM200 88V89H199ZM217 88V87H216ZM216 88H211V89H206V90H208L210 93L209 94H207V101H206V103L207 104H209V106L210 107H215V108H218V107H220L219 105H221L222 106V95H224L223 94V92H222V90L220 89V88H217V89H219V90H216ZM115 89V90H114ZM120 89V90H119ZM122 89V90H121ZM134 89V90H133ZM196 89H198V90H196ZM107 90V89H106ZM117 90H118V92H117ZM14 91V90H13ZM29 91H30V93H31V95H30V93H29ZM116 93H115V92ZM137 91V92H136ZM208 91H206V93L208 92ZM216 91H218V93H219V91H221L219 94L216 92ZM6 92V93H7ZM23 92V93H22ZM32 92H33V94H32ZM41 92H44V93H41ZM70 92V91H69ZM171 92V91H170ZM55 93L57 94V95H55ZM110 95H109V94ZM173 92H171V94H172ZM222 93V94H221ZM136 94V95H135ZM144 96H146V97H144ZM169 94V93H168ZM40 95V96H39ZM102 95V96H101ZM139 95H142L143 96V99H141V100H138L137 98H135L134 99V97L135 96H139ZM195 95V96H194ZM107 96V97H106ZM110 96V97H109ZM203 96V98H205V94H203L202 95ZM255 96V95H254ZM15 97V96H14ZM162 97H164V96H162ZM40 98H42V100L40 101V102H36V100L35 99H40ZM54 98V99H53ZM132 98V99H131ZM23 99H24V102H23ZM53 99V100H52ZM109 99V100H108ZM34 101L33 103L31 102V101ZM57 100H58V102H57ZM140 101L144 106H143V108H140V107H134V105H133V103L135 102V101ZM145 102H144V101ZM149 100V101H148ZM222 100V101H221ZM20 101V102H19ZM52 101H54V102H52ZM99 101L101 102V103H99ZM3 102H10V99L8 100V98L7 99H4L3 100ZM48 102V103H47ZM56 103V106L54 105V104H52V103ZM115 102H116V104H115ZM37 103V104H36ZM103 103V104H102ZM113 103V104H112ZM126 103H127V105H126ZM151 103V104H150ZM19 104V105H18ZM60 104V105H59ZM101 104V105H100ZM107 105V107H106V105ZM110 104H112V105H110ZM172 104H173V107H171L172 106ZM204 104H205V102H204ZM212 104V105H211ZM49 105V106H48ZM58 105V106H57ZM129 105V106H128ZM133 107H132V106ZM43 106V107H42ZM102 106V107H101ZM112 107V109H111V107ZM120 106V107H119ZM122 106V107H121ZM126 107V109H125V107ZM62 107V108H61ZM101 107V108H100ZM109 107H110V109L111 110H109ZM117 107V108H116ZM124 107V108H123ZM169 107V108H168ZM204 107V106H203ZM47 108V109H46ZM106 108V109H105ZM127 108H132V110H131V114H133V115H137L138 117H136L135 116V119L130 115V116H128L125 120H124V123L126 122V124H122V118L119 116V114L121 115L125 110H127ZM166 108V109H165ZM195 108H197V106L195 107ZM205 108V107H204ZM232 109L234 108V107H231ZM122 109V110H121ZM124 109V110H123ZM167 109H168V111H167ZM202 109V110H201ZM235 109V108H234ZM46 111V112H44V111ZM134 110V111H133ZM197 110H200V113L202 112V111H204L203 110V108L202 107H198L197 109H196V111ZM48 111V112H47ZM110 111V112H109ZM117 111H119V112H117ZM138 111V112H137ZM147 112V113H144L143 114V112ZM195 111V109H192V113L194 112V115L195 114H198V112L199 111H197L196 112ZM215 111H217V110H215ZM44 112V114H42V113ZM63 112V113H62ZM116 114H115V113ZM134 112H136V113H134ZM166 112V113H165ZM196 112V113H195ZM46 113V114H45ZM57 113H58V115H57ZM60 113V114H59ZM138 113V114H137ZM142 113V114H141ZM228 114H230L231 115V113L232 114H235V111L234 110H231V111H228L227 112ZM34 114V115H33ZM38 114H41V115H39V117H37L38 116ZM51 114V115H50ZM55 114V115H54ZM73 114V115H72ZM111 114V115H110ZM149 114V115H148ZM67 115V116H66ZM71 115V116H70ZM75 115V116H74ZM107 115H109V117H111V121L109 122V123H107L104 119H106L105 117H108ZM114 115H116V116H114ZM148 115V116H147ZM194 115H191V117H193ZM66 116V117H65ZM143 116H145V117H143ZM152 116V117H151ZM169 116V117H168ZM174 116V117H173ZM68 117V118H67ZM73 117V118H72ZM77 119H76V118ZM129 117H132L133 118V120H132V118H130L129 119ZM160 117H162V118H160ZM166 117V118H165ZM171 117V118H170ZM80 118V119H79ZM98 118V119H97ZM102 118V119H101ZM120 118V119H119ZM138 119V121L142 118V120L143 121H145V122H143L142 120H140L141 122H143V123H141V122H138V124H137V119ZM177 118V123L175 122L176 119ZM18 119H20V120H18ZM18 119H16L15 121H16V123H13V121H11V120H2V121H0V128L1 127H4V126H6V125H10V123L12 122L13 124L11 125V126H17V124H19V125H22V127H25L26 125L24 124L27 120L25 119V118H18ZM77 121H76V120ZM82 119H83V121H82ZM103 120V122H99V123H97V121L96 120ZM115 119V120H114ZM155 119V120H154ZM180 119V120H179ZM23 120V121H22ZM66 120V121H65ZM148 120V121H147ZM159 120V121H158ZM167 120V121H166ZM70 121V122H69ZM75 121H76V123H75ZM81 121H82V123H81ZM136 121V122H135ZM151 121V122H150ZM174 121V122H173ZM181 121V122H180ZM187 121V122H186ZM189 121V122H188ZM104 122H106L107 123V125H104V126H102V127H100V124L101 125H103V124H105ZM132 122V123H131ZM150 122V123H149ZM164 122V123H163ZM183 122V123H182ZM69 123V124H68ZM72 123V124H71ZM118 123H120V124H118ZM136 123V124H135ZM215 121L211 124V125H213V126H211V128H210V130L208 131L209 133H211V135L212 136H214V134L215 135H217V133L216 132H218V130L216 129V127H218V126H216L215 125ZM62 124V125H61ZM68 124V125H67ZM96 124H99V125H96ZM134 124V125H133ZM139 124H141V127H140V125ZM144 124V125H143ZM163 124V125H162ZM174 124V125H173ZM175 124H177V125H175ZM183 124V126H181ZM73 125H75V126H73ZM82 125V126H81ZM136 125V126H135ZM138 125V126H137ZM247 125V124H246ZM245 125V126H246ZM64 128H63V127ZM67 126H69V127H67ZM77 126L78 127H82L81 129H83V132H82V130L80 129V128H77ZM97 126V127H96ZM107 126V127H106ZM112 126H114V127H112ZM129 126H132V128L131 127H129ZM149 126H152V127H150V128H152L153 130H149V132H148V129H150L149 128ZM154 126V127H153ZM162 126H164L163 127V130L161 129L162 128ZM171 126V127H170ZM179 126V127H178ZM215 126V127H214ZM244 125H243V127L242 126H240L239 128H237V129H235V132H236V130H238V129H240L241 130V133H242V131H243V133H245V134H248L247 132V129H246V131H244L245 130V128H248V126H249V124L245 127ZM32 127V126H31ZM66 127V128H65ZM94 127V128H93ZM116 127V128H115ZM161 127V128H160ZM181 127V128H180ZM192 128V130L194 131V132H191L190 130H191V128ZM197 127V128H196ZM199 127V128H198ZM241 127L243 128V129H241ZM26 128V127H25ZM73 130H72V129ZM100 128H101V130H100ZM121 128V129H120ZM127 128H129L128 130H127ZM136 128V129H135ZM160 128V131L158 130ZM180 128V129H179ZM188 128H189V130H188ZM213 128H215V129H213ZM76 129V130H75ZM88 131H87V130ZM169 129V132L167 131ZM188 130V132H187V134H186V131ZM198 129V130H197ZM204 129H205V127H204ZM81 130V131H80ZM97 130V131H96ZM132 130V131H131ZM147 130V131H146ZM173 132V135L171 134L172 132ZM178 130V131H177ZM211 130H213V133H212V131ZM214 130H215V133H214ZM240 130H238L237 132H240ZM95 131V132H94ZM129 131V132H128ZM154 132V134H153V132ZM197 131V132H196ZM14 133H16V134H21V132L20 131H13ZM97 132V133H96ZM106 134H105V133ZM126 132V133H125ZM130 132H132V133H130ZM135 132V133H134ZM141 134H140V133ZM158 132V133H157ZM174 132H176V133H174ZM199 132V133H198ZM204 132H205V130H204ZM129 133V134H128ZM180 133V134H179ZM192 133V134H191ZM193 133L195 134V135H193ZM201 133V134H200ZM37 134H39V135H37ZM94 134V135H93ZM131 134V135H130ZM147 135V137H146V135ZM149 134V135H148ZM180 135L181 136V138H183V139H181V138H179L180 136H175V139L176 140H174V141H177V138H178V141L176 142V147L177 146H179V147H175L174 146V144L172 145V142H173V137H174V135ZM190 134V135H189ZM196 134H197V136H196ZM206 134H208V133H206ZM219 134V133H218ZM222 133H220V135H221ZM46 135V134H45ZM114 135V136H113ZM123 135V136H122ZM125 135V136H124ZM127 135V136H126ZM137 135V136H136ZM159 135V136H158ZM194 137H193V136ZM210 135V134H209ZM39 136V137H38ZM78 136V137H79ZM115 136H117V137H115ZM120 136H121V138H120ZM151 136V137H150ZM155 136V137H154ZM74 137V136H73ZM77 137V136H76ZM96 137V138H95ZM140 139H142V140H139V138ZM150 137V138H149ZM161 137V138H160ZM163 137V138H162ZM165 137H167L166 139H165ZM171 137V138H170ZM177 137V138H176ZM120 138V139H119ZM123 138V139H122ZM148 138V139H147ZM154 138V139H153ZM191 138H193V139H191ZM49 139V140H48ZM144 139V140H143ZM149 139H151L150 141H154L155 139L156 140H159V147H160V149H162V151L164 152V154H165V156H164V154L162 155H158L156 158H155V165H156V163H162V161L161 160H163V158L164 157H166V155H171V156H176V154L178 153V151H180L179 152V155L181 156H179V155H177L178 157H180V158H182V156H184V155H187L186 153H189L190 151H192V152H190L189 153V155H191V158H192V163L193 164H189V165H186L184 168L185 169H188L189 171H190V174L189 175H185V177H186V179L185 180H187V181H185L184 180V177L183 176H181V177H176V178H174V179H172V180H169V181H163V182H160V183H158V182H156V183H154L153 181H155L156 180V177H151V176H148V175H146V173L148 172V169H144V171L141 169V173H140V168H139V173H137L136 171V175L134 174L135 172H132L131 170V168L132 167H135V166H137L136 165V163L134 162V161H132L133 159H134V155H132L131 156V154H127V152H125V153H122V154H120L118 157H120V159H122L123 161H121V164H122V166L121 167H123L124 168V171L126 170V172L124 173V175L122 176L121 174L122 173H120V175L119 174H117V173H112L111 175H105L106 176V178L104 177V175H103V177H101V178H98V181L96 180L97 179V177H95L96 176V174H98L99 173V170L101 169V167L102 166H100L101 165V163L103 162V161H105V158L106 159H108L109 157H111L110 155H109V153L111 154L112 153V149L113 148H111L112 146H124V147H127L128 146V148H129V150L128 151H135V150H137V147H138V149H140V148H143V146H145V144H146V142H144V141H149ZM163 139V140H162ZM181 139V140H180ZM186 139V140H185ZM215 139L218 141V138L217 137H215ZM105 140V139H104ZM160 140H162L161 142H160ZM182 140H184V141H182ZM188 140V141H187ZM196 140V141H195ZM200 140V141H199ZM249 140V139H248ZM247 139L245 140V139H243L242 141H241V145L242 146H244L245 145V147H247L248 149H256L255 148V145H253V143H252V139L251 140H249L248 141ZM58 141H60V142H58ZM115 143H114V142ZM124 141V142H123ZM134 141H141L140 142V144H139V142L138 143H136V142H134ZM180 141H182L183 143L184 142H186V143H184L185 144V146H184V144H183V148L181 147V142ZM189 141H192V142H190V143H188ZM198 141V142H197ZM244 141H246V142H244ZM32 142V143H31ZM112 142V143H111ZM155 142V141H154ZM196 142V143H195ZM249 144H248V143ZM57 145H56V144ZM67 145H66V144ZM70 143V144H71ZM78 143V144H77ZM161 143V144H160ZM174 143V142H173ZM252 143V144H251ZM125 144V145H124ZM134 144V145H133ZM155 144H157V142H155ZM186 144H187V146H186ZM195 144H196V147H195ZM22 145H18V146H15V148H20V147H22ZM48 145V146H47ZM50 145V146H49ZM137 145V146H136ZM139 145H141V147L139 146ZM163 147V148H161V146ZM166 147H168V148H166ZM192 145V146H191ZM194 145V146H193ZM198 145H199V147H198ZM122 146V147H123ZM133 146V147H132ZM154 146V145H153ZM172 148H171V147ZM211 146V145H210ZM89 147V146H88ZM109 147V148H108ZM131 147V148H130ZM190 147H191V150H189L190 149ZM193 147V148H192ZM67 148H69V149H67ZM166 148V149H165ZM169 148H170V150H169ZM173 148H174V150H173ZM180 148V149H179ZM218 148V149H217ZM222 148V149H221ZM73 149V150H72ZM96 149H98V150H96ZM107 149H109V150H107ZM164 149V150H163ZM173 151H172V150ZM197 151V153H196V151ZM218 150V151H216V150ZM66 150H68V152L66 151ZM93 150V151H92ZM166 150V151H165ZM169 150V151H168ZM176 150H178V151H176ZM219 150H220V152H219ZM72 151H74V152H72ZM90 151H91V153H90ZM107 151V152H106ZM183 151V152H182ZM108 153V154H107ZM145 153V152H144ZM144 153L141 155V158H139V159H143V162L144 163H146V161L147 160H144V159H147V157H148V154H145L144 155ZM183 153V154H182ZM221 153V154H220ZM224 153L226 154V156L227 157H224L225 155H224ZM78 154V157L77 156H73V155H77ZM104 155L103 157H101V155ZM182 154V155H181ZM218 154V155H217ZM4 155V156H3ZM63 155V156H62ZM65 155H67V156H65ZM79 155H80V158H79ZM114 155V154H113ZM213 155H215L214 157H213ZM230 155L232 156V157H230ZM6 156V157H5ZM72 156H73V160H72ZM87 156V157H86ZM107 156H109V157H107ZM117 156V155H116ZM124 156V157H123ZM162 156V157H161ZM177 156H176V158H177ZM211 156V157H210ZM84 157V158H83ZM98 159H96V158ZM99 157H101V158H99ZM240 157V158H239ZM78 160H77V159ZM82 158V159H81ZM88 158V159H87ZM133 158V159H132ZM206 158V159H205ZM222 158H224V159H222ZM69 159V160H68ZM76 159V160H75ZM91 159H92V161H91ZM98 161H96V160ZM101 159V160H100ZM136 159V158H135ZM203 159H205L206 161H208V162H206V161H204ZM244 159V160H243ZM249 159V160H248ZM15 160V161H14ZM33 162H32V161ZM63 160V161H62ZM72 160V161H71ZM82 160H83V162H82ZM95 160V161H94ZM130 160V161H129ZM153 160H151V161H153ZM201 160H203V162L201 161ZM216 160V161H215ZM219 160H221V161H219ZM6 161V162H5ZM40 161V162H39ZM67 161V162H66ZM73 161H75V162H77V163H75V162H73ZM164 161V160H163ZM209 161H210V163H213L214 165H215V167H217V166H219L220 168H216V170H210V171H206V172H202V171H200L199 170V168H205V165L206 164H210L209 163ZM219 161V163H217ZM243 161H246V162H243ZM250 161V162H249ZM252 161V162H251ZM1 162L3 163V164H1ZM5 162V163H4ZM81 162V163H80ZM86 162H88V163H86ZM134 162V163H133ZM150 162V161H149ZM195 162V163H194ZM205 162V165H203V163ZM25 163V164H24ZM73 163V164H72ZM90 163V164H89ZM96 163H97V165H96ZM131 163V164H130ZM196 163H198V165H199V163H201L200 164V166L198 167V165L196 164ZM246 163V164H245ZM60 164V165H59ZM62 164H63V167H62ZM66 164H68L67 166H66ZM70 164V165H69ZM75 164V165H74ZM76 164H78V165H76ZM213 164H211V165H213ZM217 164V165H216ZM9 165H7V166H9ZM34 165V164H33ZM58 165V166H57ZM95 165V166H94ZM123 165H125V167L123 166ZM128 165V166H127ZM130 165H131V167H130ZM134 165V166H133ZM196 165V166H195ZM236 165V167L234 168V166ZM3 166V167H4ZM20 166V167H19ZM22 166H24V167H22ZM51 166H56V168L55 167H53V169H52V167ZM66 166V167H65ZM192 167V168H190V167ZM247 166V167H246ZM255 166V167H254ZM50 167H51V170H50ZM65 167V168H64ZM94 167V168H93ZM100 167V168H99ZM130 167V168H129ZM138 167V166H137ZM187 167H189V168H187ZM198 167V170H196V168ZM243 167V168H242ZM2 167H0V176H4V175H7V174H9V172H11L10 171V169H4V170H6V171H4L3 169H1ZM67 168V169H66ZM99 168V170H97ZM195 168V169H194ZM222 168V169H221ZM70 169V170H69ZM78 169V170H77ZM91 169H94V171L93 170H91ZM128 169H129V171H128ZM191 169V170H190ZM224 169V170H223ZM247 169V170H246ZM96 170V171H95ZM147 170V171H146ZM193 170H195V171H193ZM241 170V173H239V171ZM245 170V171H244ZM14 171H16V170H14ZM19 171V169H17V171L16 172H18ZM62 171V172H61ZM73 171H74V173H73ZM131 171V172H130ZM200 172V173H198V172ZM230 171V172H231ZM252 171V172H251ZM67 172V173H66ZM68 172H71V174H69ZM77 172V173H76ZM92 172V173H91ZM62 173V176L60 175ZM64 173V174H63ZM80 173V174H79ZM83 173V174H82ZM129 173V174H128ZM199 174V176H197L198 174ZM202 173H204L202 176H201V174ZM207 173V174H206ZM131 174V175H130ZM143 174V175H142ZM253 174V175H252ZM15 175V174H14ZM14 175H13V177H14ZM59 175V176H58ZM74 175H75V177H74ZM85 175V176H84ZM114 175V176H113ZM115 175H117V176H115ZM61 176V177H60ZM69 176V177H68ZM113 176V177H112ZM122 176V177H121ZM128 176V177H127ZM145 176V178L147 177V179H144V178H142V177H144ZM250 176V177H249ZM16 177V176H15ZM87 177H90L89 178V180H95V181H85V179L87 178ZM115 177V178H114ZM134 177V179H132ZM196 179H194V178ZM198 177V178H197ZM200 177V178H199ZM240 177V178H239ZM242 177V178H241ZM248 177V178H247ZM120 179V181L119 180H117V179ZM150 178V179H149ZM78 179V180H77ZM102 179H104V180H102ZM136 179V180H135ZM194 179V180H193ZM199 179V180H198ZM241 179V180H240ZM32 180V181H31ZM56 180V181H55ZM70 180H72L71 182H70ZM77 180V181H76ZM114 180H115V183H113L114 182ZM116 180H117V183H116ZM133 180V181H132ZM144 180V181H143ZM192 180V181H191ZM29 181H30V185H27V184H29ZM35 181V182H34ZM110 181H111V183H110ZM137 181V182H136ZM146 181V182H145ZM227 181V182H226ZM32 182V183H31ZM86 182V183H85ZM179 182V183H178ZM18 183V184H17ZM38 183V184H37ZM49 183H51V184H49ZM52 183H54L53 185H52ZM58 183V184H57ZM60 183V184H59ZM72 183H74V184H72ZM81 183H82V186H80L81 185ZM97 183V184H96ZM108 183V184H107ZM112 183L114 184L113 186H112ZM120 183V184H119ZM146 183V184H145ZM149 183V184H148ZM166 183H168V184H166ZM187 183V184H186ZM57 184V185H56ZM69 184V185H68ZM87 184V185H86ZM92 184H93V186H92ZM170 184H171V187H170ZM194 184V185H193ZM45 185V186H44ZM64 185H66L65 187H64ZM68 185V186H67ZM72 185V186H71ZM84 185V186H83ZM107 186V187H105V186ZM166 185H167V187H166ZM169 185V186H168ZM71 186V187H70ZM87 186H91V187H88V188H90L89 189V192L88 191H86L88 188H86ZM180 186V187H179ZM191 186V187H190ZM119 187V188H118ZM94 188V189H93ZM98 188V189H97ZM167 188V189H166ZM67 189V188H66ZM118 189V190H117ZM207 189L209 190V191H207ZM212 189V190H211ZM5 190V191H4ZM66 191V190H65ZM6 192V193H5ZM40 192V193H39ZM111 192H112V190H111ZM1 193H3V194H1ZM172 193V194H171ZM7 194V195H6ZM13 194V195H12ZM15 195V196H14ZM31 195V196H30ZM99 195H101V194H99ZM3 196H5V198L3 197ZM27 196V197H26ZM101 196H105L103 193H102V195ZM152 196H153V198H152ZM159 196V195H158ZM11 197V198H10ZM65 197V196H64ZM26 198V199H25ZM65 198H69V197H65ZM133 198L135 199V202H139L140 201V197L139 196H133ZM153 199V200H152ZM156 199V197H155V195H153V194H151V195H146V198L145 199H143L144 201H146V206L148 205H150V203H151V205H152V203H154V200ZM3 200V201H2ZM50 199H42V200H34V201H32V203H34V205H35V208L37 207V208H39L40 206H42L41 208H44L45 209V211H47L48 210V216H46V220H43L44 221V223L41 221V229L40 230H38L37 232H28V229H30L31 227H33L32 225H31V227H30V225H29V223H27L26 222V224H25V220L23 219V218H21V219H19V222H16V223H18V224H16L15 225V223L14 224H9V223H0V264H27V263H29V264H48L49 263V261H51V259H52V261H53V256H56L57 258H54L55 260V262H56V259H57V262L59 263V264H62V263H60L59 261L61 260V258L59 257V255H60V253H61V249H62V247H63V244H64V238H63V236H62V234H61V230H63L64 229V226H65V221H63V219L65 218V217H73V216H76V213H77V210L76 209H72V211H71V209H69L68 208V206H64L63 207V211L62 210H60V209H54V208H50V205H49V203H51L52 201L50 200ZM134 202V203H135ZM27 204V203H26ZM45 204V205H44ZM24 207V206H23ZM65 208V209H64ZM52 210V211H51ZM68 210H70V211H68ZM76 210V211H75ZM44 211V212H45ZM66 211H68V212H66ZM76 213H75V212ZM66 212V214H68V215H65L64 213ZM73 214V213H75V215H73V216H69V214ZM168 213V214H167ZM172 212L168 209V208H163V215H164V217H167V218H170L171 216H172V214H171ZM171 214V215H170ZM24 220V221H23ZM179 222V221H178ZM44 228V229H43ZM150 227H148L147 228V230H145V232H151L152 230H153V228L151 227L150 229H149ZM113 231H119L120 230V227H118V226H115L113 229H112ZM60 232V233H59ZM147 235V234H146ZM28 237V239H26ZM30 237H32V238H34V239H32L34 242H32V240H30ZM113 237H116V238H118L119 236H117V235H113ZM35 240H36V242H35ZM102 250H100L99 251V254L100 255H103L104 254V251H102L103 252V254H102V252H101ZM45 254H47L48 256H46ZM45 255V256H44ZM52 256L51 257V259H50V256ZM25 258H27V260L25 259ZM28 258H29V260H28ZM20 259V260H19ZM31 259H32V261H31ZM18 260V261H17ZM35 260V261H34ZM59 260V261H58ZM36 262V263H35ZM57 262L55 263V264H57ZM124 264V263H123ZM126 264H128V263H126Z\"/></svg>",
	"mask_w": 264,
	"mask_h": 264
},
{
	"label": "built area",
	"instance_id": "2783aa9c",
	"mask_svg": "<svg viewBox=\"0 0 264 264\" xmlns=\"http://www.w3.org/2000/svg\"><path fill=\"white\" fill-rule=\"evenodd\" d=\"M155 35L165 40L172 38L170 30H166V28L160 24L156 26ZM254 223L262 228L264 238V215L258 216ZM262 263L264 264V255ZM199 264H220V262L216 260V254L214 252L205 251V254L202 255V259Z\"/></svg>",
	"mask_w": 264,
	"mask_h": 264
}]
</instances>
